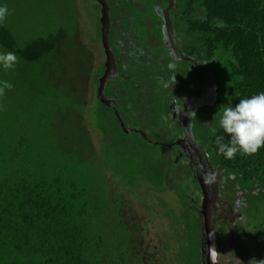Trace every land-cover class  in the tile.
<instances>
[{
  "label": "trees",
  "instance_id": "1",
  "mask_svg": "<svg viewBox=\"0 0 264 264\" xmlns=\"http://www.w3.org/2000/svg\"><path fill=\"white\" fill-rule=\"evenodd\" d=\"M42 1L36 4L42 5ZM188 3L189 13L178 21L182 38L194 51H189L191 55L198 56L203 73L216 63L229 69L231 106L264 92V0ZM0 6H6L4 0ZM10 11L0 23V51H12L18 60L14 69H0V81L13 85L0 95V264H118L119 256L125 264L137 263L140 249L132 235L135 230L118 215L114 220L111 215V207L127 203L122 195L126 197L128 192L121 191L119 170L113 165L118 163L111 162L117 156V143L107 142V137L111 129L120 130L141 146L155 145L154 141L142 140V130L148 128L146 121H136L135 111L108 107L98 98L99 79L105 73L99 41L93 43L100 50L94 60L101 68L91 83V102L84 96L75 103V85L82 74L69 63L67 75H60L56 68L63 58L62 50L67 52L70 45L64 47L52 32L42 35L41 28L12 31ZM75 53L78 56L76 48ZM151 64L154 68L156 62ZM212 71L209 75L215 79ZM105 94L108 97V90ZM143 100L144 96L139 102ZM74 111L86 113L85 125L106 138L98 153L88 158L85 152L91 143L90 133L87 128L72 126L69 114ZM196 124L206 128L204 119ZM212 127L210 131H215L205 135L203 145L215 165L226 167L223 174L227 183L235 185L229 178L232 173L242 190L260 189L264 193V148L252 155L237 153L234 159H225L218 154L215 141L217 136H224L222 142L227 143L228 138L219 126ZM161 128L162 124L149 126L153 132ZM90 147L89 151L95 150L93 144ZM161 149L164 154L165 149ZM195 230L198 238L194 242L198 240L200 251L201 228Z\"/></svg>",
  "mask_w": 264,
  "mask_h": 264
},
{
  "label": "rangeland",
  "instance_id": "2",
  "mask_svg": "<svg viewBox=\"0 0 264 264\" xmlns=\"http://www.w3.org/2000/svg\"><path fill=\"white\" fill-rule=\"evenodd\" d=\"M36 2H39V0H4L6 6L9 7L8 10L11 9L10 24L12 31L15 30L18 33L22 29L30 31L33 28H41L42 35L52 32L57 38L60 36L63 37L65 34L66 39L64 40L63 46L68 47L70 45V49L67 52L65 49L62 50L63 58L56 65V68L59 70L60 75L62 73L67 75V66L69 63L70 66L72 65L76 69L77 73L80 71L82 75L76 81L77 84L75 87L77 89L74 92L75 96L73 101L77 103L85 96L91 102V91L94 89L91 83L101 68L94 60L98 52L95 49L86 47L84 49L82 48V53L80 54L78 48L82 45V40L85 35L84 27L87 29L86 40L96 41L97 34L94 31H96L99 8L94 6L93 3L88 6L86 3H82L81 0H43L42 5L39 3L36 4ZM50 20L51 22L49 23ZM78 26L80 28L77 31ZM90 28L91 31L89 30ZM161 28L163 40H161L160 45L155 42L154 48L152 47L151 51L155 55H159L160 53L162 57L173 62L171 71H166V63L162 62L163 59L160 58L161 62L160 60H156V65H160L161 70L167 72L168 78L166 75L155 76L156 68L147 70L144 64H141L142 67L138 69L136 77L139 79V84L143 85V88L139 87V89H136L134 85H128L127 92V88L122 86L117 88L119 91L118 96H123V101L127 100L129 102L130 106L127 110L131 113L132 111L136 112V107L133 106L136 101L138 100L137 103L139 104L140 97L146 96L149 92H153V90L159 88L164 91L166 90L169 94L172 92L180 101L179 105L176 103L178 107L172 110V115L177 114L174 120L183 124L180 119L185 114V110L191 106L196 108L194 110V116L197 123L201 119L205 120L206 128L203 130L204 135L213 133L214 131H210L209 127L213 128L212 126H215L218 128L220 113L225 107L231 106L229 90L231 89L232 82L229 81L231 77L230 71L220 63L214 65L216 70L213 68L214 66L208 65L209 71L203 73V77H199L202 85L198 89L199 93L196 94L197 96L188 100V102H183L181 98H184L186 94H190L191 91L186 90L183 92L187 78L186 76L183 78L178 69L180 68L185 71L187 63L182 57V54H180V43L173 31H171L170 16L168 13L166 14L165 20H162ZM59 34L61 35L59 36ZM142 34L145 35V31ZM75 48L79 58L75 53ZM69 51L70 54L68 55ZM192 57L194 58V56ZM190 62L192 63L193 61ZM210 69H213L212 74L215 79L212 76L210 77ZM91 70H94L95 73L91 74ZM169 79L171 80L170 83ZM168 87H171V89L168 90ZM175 90L178 92V97L175 95ZM218 97H222L224 100L221 99V102H217V100H220ZM202 99L210 101V104H207V102L202 104ZM162 105L166 106V103L162 102ZM145 106L146 102L142 103L141 110ZM151 113V110L147 107L146 115L149 116ZM186 114H188L187 111ZM86 118L87 115L83 112L79 113L74 111L69 114V120L73 127H80L82 130L87 128L90 133L91 143L89 144V149H86L85 152V158H88L98 153L96 151L99 150L100 143L103 140L106 142V138L103 139L95 130L87 127L85 125ZM140 118L142 119V117ZM163 119L167 127L173 128V116L170 118L163 116ZM197 128L198 125L196 124V130ZM164 130L162 127L160 134ZM127 135L130 137L124 136L120 130L117 133L111 129L108 132L109 137H107V142L117 143L115 145L117 156L113 157L111 162L118 163L113 165L116 167V171L119 170L117 177L119 185L123 187L121 191L123 193L128 192L126 193V197L122 195V198L126 199L127 203L122 207L120 206V208L111 207L112 219L114 220V215H118L120 217L119 219H122L123 222L125 221L130 230H135L136 227L134 234H132L136 239L139 235L144 236L141 243H139L140 250L142 249V251L137 252V259L138 255L140 258L145 256L147 257L146 261L148 264H158L162 261L161 253L170 252L171 254L167 255V260L161 264L170 263L171 260L178 264H185L186 262H188L187 264H201L199 261L200 257L197 255L198 240L196 242L194 240L198 238L195 227L199 228V230L201 228V238L204 236L202 234L204 224L201 209L193 200L199 201L200 205L203 204L205 196L202 185L193 180V176L190 178L185 177L186 175H190V171H187L188 174H185L181 173L179 168L175 169L177 160L173 161L165 156L163 157V150L161 148L141 146L138 144L139 142L130 140L132 138L131 135ZM85 138L89 143L88 138L86 136ZM92 144L95 150L89 151L91 148L90 145ZM85 158L83 157L82 159ZM203 164L205 167L208 166L206 161ZM194 179L197 180L196 177ZM233 182L236 183L237 178ZM129 188H133L134 190L127 191ZM220 188L219 182V191ZM223 190H225L224 193ZM232 190L233 184L229 185L223 179L222 189L219 192L220 198L223 195L228 198ZM209 197L214 199L216 193L210 191ZM116 198L120 197L116 196ZM221 200L223 199L221 198ZM243 202L246 203L247 200L240 202L239 205H242ZM247 203L248 207L243 212V218L238 220L236 226L237 238L242 240V237L248 232H252L248 234H258L260 237L255 235L254 242L251 246L244 248V250L248 252L250 248H253V250L258 249L260 251L263 249L259 241L262 240L264 234V193H256L255 195L249 196ZM220 209L222 210L223 207ZM225 210L228 211L224 212ZM229 211L228 208L223 209V212L228 216ZM186 215H188V219H184ZM220 218L221 216L217 220H220ZM216 235H218L217 225ZM161 238H163L164 248ZM248 241L250 240L247 239L246 242ZM201 243L202 245H206L204 240ZM254 259L260 261L256 256ZM240 260V257L235 259V261ZM117 261L118 264H125L121 256L118 257ZM120 261L123 263H120ZM129 261H132V259ZM136 261L137 263L132 262V264H143L139 259ZM126 264H131V262H126Z\"/></svg>",
  "mask_w": 264,
  "mask_h": 264
},
{
  "label": "flooded vegetation",
  "instance_id": "3",
  "mask_svg": "<svg viewBox=\"0 0 264 264\" xmlns=\"http://www.w3.org/2000/svg\"><path fill=\"white\" fill-rule=\"evenodd\" d=\"M81 1L82 3H86L88 6H90V4L93 3V5L97 6L100 10L99 16L96 21V31L94 32H96L97 34L96 40L102 44L103 54L105 56L104 61L107 62V55L105 53V49L103 46L102 5L98 0H81ZM106 2L110 7L109 13L111 18V28L108 35V48L110 49V51H108V85H107L108 89L107 88L105 89V93L108 90V99H113L117 101L120 100L118 96L119 91L117 90V88H120L122 86L127 88L128 85H134L136 89H139L138 85L141 84H139V79L136 76L138 73V69L142 67L141 64H144V67L147 70H151L153 69L151 63L154 64L156 60H160V58H162L163 59L162 62L166 63L165 66L166 71H171L173 62L165 57H162L160 53L159 55H155L151 51L152 47L154 48L155 42L159 43L160 45L161 40H163V37L161 35V29H162L161 24H162V20H165L167 13L170 16L171 31L174 32L175 37L179 41L182 50L181 51L182 57L187 63V68L185 69V71L180 68L178 70L182 74L183 78H185V76L187 78L186 86L183 92L188 90L191 91V93L186 94L184 98H181V100L183 102L185 101L188 102V100L197 96L196 94L199 93L198 89L202 85L199 78L202 77L201 73H203L202 68H200L199 66L201 61L199 60L198 56H195L194 58L192 57L191 53L189 52V51L192 52L191 46L188 47L186 46L187 45L185 43L186 40L182 38L183 34L180 30L181 27L179 26L178 23V21L181 19L183 15L189 13L188 11L190 8H189L188 0L183 2L182 0H106ZM79 28L80 27L78 26L77 31L79 30ZM84 30H85V35L82 40V45L84 47L81 45L78 48V52L81 54L82 48L84 49L86 47L95 49L97 52H100L98 47L93 44L95 41L86 40L87 29L84 27ZM89 30L91 31V28ZM143 31H145V35L142 34ZM184 34L187 36L186 32ZM60 35L61 34H59V36ZM59 39L61 40V43H63L64 40L66 39L65 34L63 35V37L60 36ZM189 43L190 45H192L191 42ZM190 61L193 62L191 63ZM159 66L155 65L154 67L156 68L155 76L166 75V77L168 78L167 72L162 71ZM195 69L199 71V75L197 74V72H195ZM193 73L196 75L193 76ZM170 82L171 80L169 79V83ZM170 89L171 87H168V90ZM165 91L162 90L161 88L155 89L153 90V92H149L146 96H144V100L141 103L133 105L134 107L137 106L135 112L136 121L139 122L146 121L147 123L148 128L142 130L143 132V135L141 134L142 140L148 142L154 141L155 145L151 143L149 144L157 148L165 149L163 157L165 156L166 158L171 159L173 161L177 160V163L174 167L175 169L179 168L181 173H185V174H188L187 171H190V175L189 176L186 175L185 177L190 178L193 176L194 178L195 177L198 178L205 174L208 177L210 174V170L213 169L214 171H216L219 165H215L213 162V158L206 155L207 149L203 145L204 140L206 139L203 133L204 127L198 126L197 128L198 132H197L196 119L195 117L193 118V114H191L194 112L196 108L189 106L185 110V114L180 119L183 124L178 123L177 120H174V118L177 117V114L175 113L174 115H172V110L178 107L176 106V103L179 105L180 101L174 96V94L171 91H170L171 94ZM127 92H128V88H127ZM174 92H176L175 95L177 96L178 93L177 90H175ZM207 101L208 100L206 99H202V104L206 103ZM144 102H146V106L144 107L143 110H141L140 107ZM162 102L166 103V106H163ZM129 106L130 104L126 102L123 103V106L120 107L121 109L126 110ZM147 107H149V109L152 112L151 115L149 116L146 115ZM186 111L188 114H186ZM163 116L164 117L168 116V118L173 116V121H172L173 128H170L169 126L167 127L165 123L160 122ZM140 117H142V119ZM179 118H180V114H179ZM189 122L193 123L191 125L195 135L194 136L195 140L189 139L188 134L186 136V132H188L187 124ZM132 123H136V122L133 121ZM161 124L162 127L165 129L161 134L160 131L153 132L151 129H149V126L153 125L154 128V126L159 127ZM204 161H206L208 165L205 168L203 164ZM193 177L192 179L194 180ZM229 178L232 181H234V179H236V176L230 173ZM239 178L241 177L239 176ZM223 179L224 181L227 182L225 178V174H222V177L220 179V187H221L220 191L222 189ZM195 181L199 182L196 179ZM234 184L235 185L233 186V190L230 191V196L228 198H226L223 194H222L223 197L221 196V198L225 202V205L222 207L223 209L228 208L230 210L229 216L224 213L228 210H225L223 212V209L222 210L220 209L221 212H217L215 215V220H217L220 216L221 218L223 217L229 218V220L226 221L221 220V218L220 220H217L218 235H216V240H217L216 242L218 245L219 264H249V262L253 260L255 256L258 257L260 261L264 260V252H263L264 234L262 240L259 241L260 244L263 246V249L260 251L258 249L253 250V248H250L248 252L244 250V248H246L247 246H251V244L254 242L253 239L255 238V235L258 234L253 235V234H248L252 232H248L244 237H242V240H239V238H237L236 226L238 220H241V218H243V212L248 207V203H247L248 198L253 191L242 190L239 186L240 184H238L237 182ZM255 185L257 186V184ZM260 191H261L260 189H256L253 192V195H255L256 193L259 194ZM224 192L225 190H223V193ZM244 200H247L246 202L247 204L243 202L242 205H239L240 202ZM193 202H195L201 209V205L199 201L197 202L193 200ZM232 220L234 221L233 223H231ZM203 224H204V220H203ZM202 234L204 236L200 238V241L204 240V243H206V245H202V243L200 245L201 246L200 251H198L200 257L199 261L201 262V264H208L207 238L204 229L202 231ZM143 237L140 235L139 237L137 236L136 242H138V244L141 243ZM161 239H162V246L164 248L163 238ZM247 239H249L250 241L246 242ZM139 251H142V249ZM261 253H263V255H261ZM169 254L171 253L170 252L161 253L162 261H160L158 264L165 262L167 260V255ZM237 257H240L241 260L235 261ZM138 259L143 264H148V262L146 261L147 257L143 256L140 258L138 255ZM187 263L188 262H186L185 264ZM167 264H178V263L177 262L174 263V261L171 260L170 263L167 262Z\"/></svg>",
  "mask_w": 264,
  "mask_h": 264
},
{
  "label": "clouds",
  "instance_id": "4",
  "mask_svg": "<svg viewBox=\"0 0 264 264\" xmlns=\"http://www.w3.org/2000/svg\"><path fill=\"white\" fill-rule=\"evenodd\" d=\"M8 14L9 10L7 6H0V23H3ZM217 26L222 27V23L217 22ZM17 60L18 57L14 52L0 51V69H14ZM101 79L102 77L99 81ZM12 87L13 85L7 81H0V95L4 94L5 89H11ZM119 99L118 101L109 99L112 100V103L108 105V107L113 105L114 108H119L123 106V103L127 102V100H122V96H119ZM137 102L138 100L135 104H138ZM116 112H118L120 117H118L119 120H122L123 117L119 110ZM218 123L220 129H222L223 133L228 138V142L224 143L222 141L225 137L217 136L215 143L217 145L218 154L230 160L234 159L237 153L246 155L257 153L261 148H264V92L252 95L249 98L240 99L234 107H225L219 115ZM213 131H215V129ZM249 264H264V260L256 261L253 259Z\"/></svg>",
  "mask_w": 264,
  "mask_h": 264
},
{
  "label": "water",
  "instance_id": "5",
  "mask_svg": "<svg viewBox=\"0 0 264 264\" xmlns=\"http://www.w3.org/2000/svg\"><path fill=\"white\" fill-rule=\"evenodd\" d=\"M100 1V4L102 5V24H103V46L105 49V53L107 55V62H106V72L102 79L100 80V87L98 91V98L105 104L111 105L112 100H109L105 97V88L108 85V51L110 49L108 48V35L111 28V18H110V7L106 0H98ZM174 33V32H173ZM175 35V34H174ZM181 54V52H180ZM113 61V60H112ZM194 113V112H193ZM118 115V112H116ZM119 117V115H118ZM193 114V118H194ZM120 118V117H119ZM192 122H189L187 124V130L186 136L188 134L189 139H194V133L192 128ZM124 128V126H123ZM129 133L128 131H126ZM201 152V150H200ZM206 155H208L206 153ZM205 168V166H204ZM226 170V167L223 165H219L217 170L214 171L213 169L210 170V174L207 177V175H203L197 178L199 183L202 185L203 193L205 196L203 204H201V213L204 220V232L207 238V263L208 264H219L218 261V245L216 240V225L217 220H215V215L217 212H221L220 208L225 205V202L221 200L220 198V191H219V180L221 179L222 174ZM215 192L216 197L214 199H211L209 197V192ZM221 206V207H220ZM224 218V219H223ZM221 220H229L227 217H223ZM234 221L232 220L231 223Z\"/></svg>",
  "mask_w": 264,
  "mask_h": 264
}]
</instances>
